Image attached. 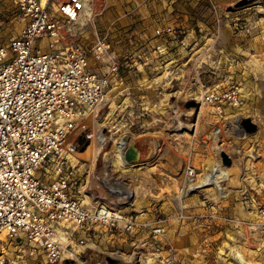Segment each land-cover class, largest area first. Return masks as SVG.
Here are the masks:
<instances>
[{
    "label": "rangeland",
    "instance_id": "1",
    "mask_svg": "<svg viewBox=\"0 0 264 264\" xmlns=\"http://www.w3.org/2000/svg\"><path fill=\"white\" fill-rule=\"evenodd\" d=\"M213 1L217 11L206 0H164L172 10L156 17V24L175 26L182 43H174L167 53L151 54L153 48L149 49L145 64L137 60L120 66L95 121L86 119L85 133L72 153L76 169L67 161L82 198L86 193L94 204L104 197L114 210L130 206H116L122 202L115 196L117 191L113 195L94 188L89 180L92 164L90 172L96 176L103 168L116 188L118 183L128 188L127 179L118 176L137 168L140 177L148 179L149 191L137 201L138 211L120 212L137 222L132 233L117 238L112 246L104 241L92 248L78 246L80 256L74 250L75 257L62 264H237L229 258L228 245L247 264H264V235L253 232L249 222L251 212L264 203V0ZM140 3L148 6L151 0H89L93 19L82 16L81 33L70 40L90 49L96 38L104 39L112 55L136 56L154 34L148 19L154 17L136 10ZM12 7L10 1L0 0V44L21 28L17 20L2 15L11 16ZM142 21L148 30L134 29ZM107 56L103 53L98 61L90 52V65L105 70ZM207 87L235 89L240 103H226L218 113L211 104L200 102ZM246 119L255 125L253 130L244 128ZM215 127L216 143L208 137ZM101 137L105 140L99 148ZM129 142L137 155L128 164L121 150ZM215 144L221 160L226 158L234 166L231 173L212 156ZM186 164L195 168L193 179L184 175ZM204 176L217 178L222 190H214L213 185L186 188ZM99 203L104 204H95ZM181 214L184 219H179ZM156 225L164 229L161 239L148 233V227Z\"/></svg>",
    "mask_w": 264,
    "mask_h": 264
},
{
    "label": "built area",
    "instance_id": "2",
    "mask_svg": "<svg viewBox=\"0 0 264 264\" xmlns=\"http://www.w3.org/2000/svg\"><path fill=\"white\" fill-rule=\"evenodd\" d=\"M8 1L11 16L2 15L21 28L0 44V264L30 259L62 264L75 257L74 250L80 256L78 246L92 248L100 241L112 246L138 227L132 216L106 204L84 203L74 168L62 153L75 151L86 119L103 104L120 66L145 64L149 49L161 54L163 48L144 44L136 56L118 57L104 39L96 38L90 49L73 42L70 38L83 28L86 0ZM206 1L217 11L213 0ZM153 32V37L182 43L173 25H158ZM90 52L98 61L108 53L105 70L90 65ZM201 97L218 113L226 103H240L235 89L207 87ZM184 175L193 179L195 168L186 164ZM255 216L250 228L264 235V203ZM148 233L161 239L164 229L150 226Z\"/></svg>",
    "mask_w": 264,
    "mask_h": 264
},
{
    "label": "crops",
    "instance_id": "3",
    "mask_svg": "<svg viewBox=\"0 0 264 264\" xmlns=\"http://www.w3.org/2000/svg\"><path fill=\"white\" fill-rule=\"evenodd\" d=\"M159 1H161V2H159ZM163 1L164 0H151V5L148 4L149 7L146 4L140 3L136 9V10H139V11H142L143 13H145L143 15H146L149 17H150V15H152L154 17V19L148 18L150 21H152V25H153L154 29L156 26L161 25V24H156V17L162 16L165 14L168 15V13L172 10V7L169 5H165V3H163ZM131 6H133V5H131ZM181 24L184 25L183 22H181ZM131 26H132L131 24L127 25V28H131ZM134 26H135L134 29H137L138 31L148 30V27H147L148 25H147V23H145V21L140 22V24L137 23ZM150 43L152 46L159 44L161 46V48H163L162 53H167V50H169L172 47V45L174 44V42L170 41L169 39L162 40L161 38H158V37H152L151 40H149L148 42H145L144 44L149 45ZM156 53H158V52H156L155 50H152V52H151V54H156ZM201 107H202V105H200L199 110ZM92 168H93V164L90 165V169H89V180H90V182H92V180H94L96 178L95 174H93V172H90V170ZM138 170L139 169H137V168L130 169V170H127L125 172L120 173V175L118 176L119 180L120 179L123 180L124 178L127 179L128 184H126V185L128 186V188H126V187L122 188L121 187L122 184L119 185V183H118V188H120L121 190H119L118 188L113 187L111 185L110 186L113 188V190L106 189L105 187H101V189H103V191H108V192L112 193L113 195H114L115 191H117L115 196L117 198H120V200L122 201V202L115 203L117 207L123 203H127L130 205V206L123 207L121 209L116 208L120 212H125L128 209L138 211V204H137L138 202L137 201L142 200L144 198V195L146 193H148V191H149L148 179L146 177L145 178L140 177L141 173ZM226 179L227 178L224 177V181ZM112 182H115V181H112ZM184 192L186 193V190ZM123 194H125L126 197H123V196L121 197V195H123ZM83 195L85 196L83 201L85 203H89V200H91L90 196L86 193H84ZM179 195H180V191L178 190L177 195L174 196L175 200H179ZM97 202L107 203L104 197H99L98 200H96L94 203H97ZM246 213L250 214L249 212H246ZM252 214H253V211L251 212V215ZM75 252H77V250Z\"/></svg>",
    "mask_w": 264,
    "mask_h": 264
},
{
    "label": "bare ground",
    "instance_id": "4",
    "mask_svg": "<svg viewBox=\"0 0 264 264\" xmlns=\"http://www.w3.org/2000/svg\"><path fill=\"white\" fill-rule=\"evenodd\" d=\"M86 1L87 2H86V5H85V9H84V12H83V16L85 15L84 16V20H90L91 21L93 19L94 14H93V11H92L91 6L89 4V0H86ZM200 102H201V104H203V101H202V97L201 96H200ZM96 116L97 115H96V111H95L94 114L91 115L90 117H88L87 119H89L90 121H92V120L95 121V117ZM233 119L234 120L232 122L234 123V125L236 127V119H237L236 116ZM97 125L100 127V126H102V123L101 122H97ZM217 134H218V128L215 127V128H213V130L211 131V133L209 134L208 137L212 138L214 140V143H216L217 142V136H218ZM98 139L100 140V142H99L100 145L99 144L98 145H99V148H101V146L104 143V140L105 139L103 137L98 138ZM99 148H97V150ZM212 151H213L212 156H214V157H216L217 159L220 160L221 167L222 168H226L225 170L227 172L231 173L233 171L232 168H234V166L232 164H230V163H226V162H223L221 160L220 154H219V152L221 150L219 149L218 144H215V146L213 147ZM71 152H72V149H67V151H64L62 153V155L66 159H68L70 161L72 167L74 169H76L77 163L76 162H73V156H74V154H72ZM131 154H133V158H136L137 152H136L135 148L129 142L128 144L124 145L123 148H122V150H121V156H122V159L124 160L125 163H128V164L130 163V159L128 157ZM76 161H78V159H76ZM232 162H234V161L232 160ZM240 165L241 164L238 161H236V166H237L238 169H241L240 168ZM95 177L96 178L94 180H92V182L94 184L93 185L94 188L105 187L106 189H109V187H111L110 184L107 181L108 180L107 179V175L104 173L103 168H101V170L100 169L98 170L97 175ZM196 182H193V183L187 185L186 188H189V190H192L193 191V190H198V188L203 187V186L213 185L214 190H216V191H221L222 190V186L219 184V181L217 180V178H215L213 176H204V177H202V179L198 183H196ZM115 187H116V185H115ZM86 204H92V203H90V200H89V203H86ZM94 204H92V205H94ZM253 215H254L253 216V221H249L251 225L256 220V216H255L254 210H253ZM10 247H11V250L10 251H13L14 246H10ZM228 248H229V258L231 260H233L237 264H247L245 262V260H244V258H243L242 255H240L239 253L235 252L229 245H228ZM249 264H254V263H249Z\"/></svg>",
    "mask_w": 264,
    "mask_h": 264
},
{
    "label": "water",
    "instance_id": "5",
    "mask_svg": "<svg viewBox=\"0 0 264 264\" xmlns=\"http://www.w3.org/2000/svg\"><path fill=\"white\" fill-rule=\"evenodd\" d=\"M243 126L246 130H253L255 128V125L248 119L244 120ZM223 157H225V156L223 155ZM128 158L132 159L133 154H131ZM224 162H228V161H226V158H224ZM109 261L112 262L111 260H109Z\"/></svg>",
    "mask_w": 264,
    "mask_h": 264
}]
</instances>
